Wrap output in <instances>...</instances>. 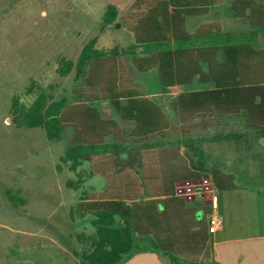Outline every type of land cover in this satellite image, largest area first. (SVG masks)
<instances>
[{
  "label": "trees",
  "instance_id": "trees-1",
  "mask_svg": "<svg viewBox=\"0 0 264 264\" xmlns=\"http://www.w3.org/2000/svg\"><path fill=\"white\" fill-rule=\"evenodd\" d=\"M226 2L233 20L248 30L231 32L220 21L189 30V18L205 17ZM119 23L133 35L131 45L103 47L95 36L76 60H60V76L74 71L81 80L72 102L44 89L30 103L15 96L13 122L41 127L51 141L66 138L61 162L79 176L88 163L89 177L106 180L105 189L81 197L70 213L72 219L75 211L92 216L95 233H76L86 247L84 263L120 264L139 238L150 237L170 264H218L210 250L211 208L188 206L176 184L211 175L219 190L237 188L233 174L219 168L208 173L203 143L251 147L264 138V47L255 45L264 42V0H134L127 9L111 1L101 30ZM129 60L139 72L157 71L163 91L195 82L213 86L171 100V119L133 80ZM99 101L112 105L118 119L106 118ZM224 119L242 129L207 138L194 134ZM21 192L7 190L16 206L28 202Z\"/></svg>",
  "mask_w": 264,
  "mask_h": 264
},
{
  "label": "rangeland",
  "instance_id": "rangeland-1",
  "mask_svg": "<svg viewBox=\"0 0 264 264\" xmlns=\"http://www.w3.org/2000/svg\"><path fill=\"white\" fill-rule=\"evenodd\" d=\"M111 1L129 6L134 0H0V264H87L82 256L86 247L76 233H95L92 216L75 211L72 219L70 213L81 197L105 189L107 182L101 176L89 177L88 163L80 169L81 176L71 171L61 162L66 138L51 141L41 127H18L10 108L15 96L30 103L41 89L72 102V91L81 80L75 79L74 71L60 76L57 69L62 58L76 60L93 37L97 36L98 45L103 47L131 45L133 35L121 24L117 29L101 30L103 13ZM208 21H220L231 32L248 30L246 24L236 23L230 16L228 2L210 15L189 18V30ZM255 45L264 47V42ZM128 63L133 80L173 118L168 105L172 96L213 86L195 82L163 96L157 71L138 72L131 60ZM103 103L96 105L106 116L115 115L114 107ZM241 129L238 121L224 119L206 129H196L194 134L207 138ZM252 142L251 147H238L207 139L202 147L208 158V173L219 168L233 174L237 184L264 192V138ZM181 150L186 152L184 147ZM17 187L27 204L16 206L8 198L7 190ZM221 193L217 191V195ZM226 218L230 221L228 213ZM138 241L137 248L120 264H169V257L157 248L153 238Z\"/></svg>",
  "mask_w": 264,
  "mask_h": 264
},
{
  "label": "crops",
  "instance_id": "crops-1",
  "mask_svg": "<svg viewBox=\"0 0 264 264\" xmlns=\"http://www.w3.org/2000/svg\"><path fill=\"white\" fill-rule=\"evenodd\" d=\"M129 6H125V9H127ZM192 85L193 84H178L171 86L167 88L166 91L162 90L164 94L163 96L171 91V89L173 90L174 88L179 87H190ZM180 93H176L169 100L171 101L173 99H176ZM145 94L148 97L154 99L162 107L166 115L169 116L162 103L158 102L154 97H152V94H149L147 92H145ZM170 101L168 104L169 106ZM103 104L112 106L105 101ZM99 108L106 118L118 119V113L116 112V110L115 115L106 116L103 108L101 106H99ZM169 117L171 119L173 118L171 116ZM181 152L184 153L182 150ZM180 183L181 182H178L176 184V187H178ZM237 185L238 186L235 189L219 190L222 193L220 195H217L219 204L218 214L223 217V224L215 232L209 231L212 259L215 263L218 264H264V192L256 191L255 189L248 188L239 184ZM176 194L179 195L178 192H176ZM179 196L185 200L188 206L198 208L205 207L199 200L189 202L183 196ZM227 213L229 215L230 221H227Z\"/></svg>",
  "mask_w": 264,
  "mask_h": 264
},
{
  "label": "built area",
  "instance_id": "built-area-1",
  "mask_svg": "<svg viewBox=\"0 0 264 264\" xmlns=\"http://www.w3.org/2000/svg\"><path fill=\"white\" fill-rule=\"evenodd\" d=\"M218 190L212 176L207 175L199 180L181 182L176 187L175 192H178L179 195L186 198L189 202L199 200L203 206L211 208V213L209 214V231L215 232L223 224V219L218 214Z\"/></svg>",
  "mask_w": 264,
  "mask_h": 264
}]
</instances>
